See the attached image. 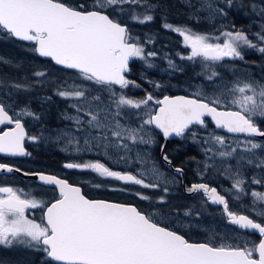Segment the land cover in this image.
Returning a JSON list of instances; mask_svg holds the SVG:
<instances>
[{
	"label": "snow or ice",
	"instance_id": "obj_1",
	"mask_svg": "<svg viewBox=\"0 0 264 264\" xmlns=\"http://www.w3.org/2000/svg\"><path fill=\"white\" fill-rule=\"evenodd\" d=\"M185 3L195 9L194 18L199 19V13L204 11L209 20L226 17V8L237 6L236 0H197L198 8L191 0H185ZM239 7H249L261 21L260 31L252 33V38L234 24L231 29L221 25L216 34L173 25L166 18L162 25L182 37L189 52L178 55L188 61L199 59L210 82L220 78V73L215 70L218 63L226 58L244 60L243 49H255L264 54V0L260 4L241 3ZM159 8L154 0H92L91 4L84 0L78 5L66 0H0V31L10 38L32 42L31 50L40 57L51 58L56 65L78 74L81 83L63 81L56 88V95L71 101L69 107L73 109V114H62L63 119L72 122L73 128L63 131L57 139L64 140L75 152L103 147L104 155L108 157L109 149L114 148L124 150L125 156L120 159L131 162L127 155L132 150L130 145L155 143L148 130V126H154L165 141L170 137L190 136L193 142L207 145L202 148L206 160L202 170L197 172L198 176L214 168L216 158L222 163L235 158V168L230 164L223 168L232 179L227 193L221 194L208 183H193L186 191L202 193L205 204L221 206L230 225L258 233L259 240L233 243L229 241L237 237L225 235L221 238L212 233L206 240L195 242L166 226L167 217L157 211L146 213L131 203L91 199L79 185L58 175L25 172V176L34 175L42 185L51 186L54 198L45 201L33 192L0 184V246L23 247L41 254L40 264H264V192L252 190L250 193L252 204L248 210L257 218L233 211L229 204V196L240 200L249 194L242 167L252 166L264 172V141L256 139L264 138V128L258 123L264 122V83L245 75L244 78L237 77L230 85H217L211 95L198 90L189 96L164 95L157 99L145 90L142 98L128 96L125 90L130 86L141 87L135 80L128 79L130 61L138 59L150 69L155 67L153 59L158 53L146 49V44L154 43L153 37L147 41L134 37L119 17L127 15L130 20L145 24L155 19L154 13ZM0 63L10 65L12 62L0 57ZM167 63L170 69L181 70L171 59ZM33 75L41 79L20 83L0 78V91L11 99L14 93L30 91L35 84L45 82L42 79L46 77L45 71H36ZM148 83L154 88L162 87L156 81L149 80ZM99 93H105L107 101ZM131 116L139 120L135 127L122 123ZM25 117L40 119L28 105L17 110L15 101L8 103L0 98V125H5L0 130V154L31 155L24 146L25 140L37 141L42 137L27 133ZM207 118L215 128L230 134H243L244 138L230 141L227 136L208 131L207 136L198 140V133L193 129L199 126L207 131ZM165 146H161L162 158L171 165V159L164 152ZM135 159L141 165L135 173L113 170L101 160L69 161L63 167L91 171L104 179L144 189H159L167 194L169 184L175 183V178L170 180L161 172L147 153L137 152ZM14 171L21 169L0 163V172ZM183 171L182 167L175 168L178 174ZM250 183L264 184V177H254ZM134 195L141 200L151 199L141 192ZM166 202V195L156 201L160 205ZM34 209L41 210L39 220L29 215ZM184 215L192 216V209L186 210ZM194 215L198 217L200 212Z\"/></svg>",
	"mask_w": 264,
	"mask_h": 264
},
{
	"label": "rangeland",
	"instance_id": "obj_2",
	"mask_svg": "<svg viewBox=\"0 0 264 264\" xmlns=\"http://www.w3.org/2000/svg\"><path fill=\"white\" fill-rule=\"evenodd\" d=\"M170 2L174 4L175 0H171ZM179 2L181 4L179 10L181 14L185 16L183 22L167 21L168 23H172L173 25H177V26H188L197 32H206L213 34H216L217 29H219L221 25L228 26L229 29H231V25L234 24L237 29H243L244 31L248 32L250 38H252L251 36L252 33L260 31L259 24L261 23V21L259 20V17L253 14L250 8L248 9V11H245V7L243 8L239 7V5L242 3L240 0L236 1L237 6H234L230 9L226 8V11L228 13L226 17H217L215 20H209L207 18V12L204 11H201L199 13L200 18L196 19L193 17V13L195 12V9L190 8L185 3V0H180ZM191 2L195 4L197 8L199 7L197 0H191ZM249 2L250 3L255 2L257 4H260L261 0H250ZM87 3L91 4L92 0H87ZM175 8L176 6L174 5V9ZM156 12L154 13V16ZM176 12L177 11L173 12L175 13L174 15L179 16V14H177ZM169 13H171L170 10H165L161 13L160 24L163 25V23L165 22V18L167 20V17H169L170 15ZM239 13H242L243 20L245 18V20L243 21L244 25L239 24L241 23L242 20L241 18L238 17L237 19L239 21L237 22L233 17L234 14L240 15ZM119 19L129 22L133 32L132 35L134 37H139L141 41H147L149 37H153L154 43L146 44V49L148 51H156L155 50L156 47L159 46L158 44H156V41L161 42L163 40V37L161 35H157L154 32L155 19L145 24L134 22L130 20L127 15L119 17ZM177 36L181 43V47H174V52L169 51L167 49L162 50V54H158V56L153 59V63L155 64V67L149 69L146 68V66L142 61L138 59L133 60L134 66L132 62L130 65L131 73L128 74V79L135 80L138 84L141 85V87L133 88L130 86L128 89L125 90L128 96L134 98H141L139 96L133 95L132 92L142 89L144 85L148 87V89L153 90V92H155L156 95H159L161 91H164V89L167 87H173L174 90H176V93L183 92L184 94L192 95L198 90H202L205 94L211 95L214 92L217 85H220L221 83L230 85L237 77L244 78L245 75L250 76L255 80L264 83V54L256 51L255 49H248V48L243 49L244 60H239V59L233 60L226 58L224 61L218 63L215 66V70L220 73V78H215L214 82H210L206 79V75L204 73L202 65H199L201 64L199 59H197L196 61H188L186 59L180 58V55L178 54L187 55L189 49L184 47L182 42V37L179 36V34H177ZM0 39H3L4 42L3 44L5 46L4 47L5 50H0V57H4L5 59L11 60L12 62L10 65L5 63L0 64V78L10 81L20 82V83L26 81L31 82L37 79H41L33 75L36 71L46 72V77L42 78L45 81L43 84L37 83L31 88L30 91L27 92L14 93L11 99H9L3 91H0V98H3L5 102L8 103L15 101V106L17 110H19L24 105H28L33 112L40 115L39 120H34L30 117H25L24 120L26 119L27 124L31 125L33 136L42 137L40 140L34 142H38V141L42 142V144L45 146L44 153L50 152V150L53 151L62 150L64 154L76 153V155H80L83 157V159H81L80 161H85L88 158L100 159V157H103L109 160L110 162H113L118 166H124L133 172H137V170L141 167L140 163L135 159L136 153L137 152H140L142 154L147 153L151 158V160L157 163V166L159 167L161 172L167 175L170 180L172 178H175L176 182L169 184L170 191L167 194H164L159 189H144L141 186L132 185L130 189H128V191L126 192H114V193L120 194L124 197L132 198L137 203H140L144 209L150 210L149 213H152L153 211H157L158 213L167 217V219L165 220L166 226L170 225L171 228L182 232L183 234L188 236V238L191 240L204 241L209 237L210 234L215 233L218 234V236L221 238L224 237L225 235L237 237L238 239H233L229 241L233 243H237L245 239L258 241L252 236V234H250V232L239 230L237 229V227L227 224L224 220L221 219L222 213L220 211L218 210L212 211V209L207 208L203 200H200L202 196H198L197 199L193 201L186 200L184 197L181 196L179 190L177 189V186H179V177L176 174H174L173 171L171 172L172 173L171 174L165 170L162 160L158 152H156V149L158 151L159 148V142H158L159 133L153 126H148V130L151 132L155 140V143L151 145H141V144L130 145L132 150L131 152L127 153V155L131 158V162H127L125 160L120 159V157L125 156L124 150H117L114 148L109 149L108 157L110 158H108L105 157L104 155L105 149L103 147L94 146L91 151L84 150L78 153L73 150L72 146L67 145L64 140L62 139L58 140L57 139L58 135H61L63 131H70L73 128L72 122L70 121H68L70 122V124H66V125L62 124V121L65 120L63 119L62 114L64 113L73 114V109L69 107L71 101H67L56 95V88L57 85L63 81H67L69 84H71L73 81H75L76 83H81L80 79L78 78V74L75 75L74 77L66 78L63 75V73L60 72L59 70H55L56 72L54 70H48V71L42 70L40 66H46L48 64L37 63L31 58V55L33 54L37 55V53L31 50L34 45L29 46L30 48H28V50L25 51V53H23V51L19 50L16 46L14 47L13 46L14 44L12 42L8 41V36L4 34L2 31H0ZM163 44L164 46H167L166 43ZM248 55H253V56L255 55L257 59H255V61H252L251 59L248 58ZM160 57L163 58V63H161ZM168 59H171L177 65L178 69L181 70L170 69L167 63ZM185 68L193 69L192 72L193 74L190 75V77H192L190 81H184V80L176 81V79L170 81V78L173 75H175V73H179ZM137 76L138 78H136ZM149 80L159 82L162 85V87L154 88L152 84L148 83ZM85 83L88 84V82ZM45 85L50 88L48 95L41 94V91L44 90V87L40 89V86H45ZM88 87H92V85L88 84ZM116 90L120 91L119 86H116ZM25 94H27V96H25ZM93 94L95 95L97 93L94 92ZM99 94H101L102 97L105 99V101H107V95L105 93H99ZM144 95L145 94H143V96ZM48 97H50V99H46ZM153 107H155L154 104ZM261 122L262 121H258V123ZM51 123L54 124V127H51ZM122 123H130L133 127H135L139 124V120L135 116H131V118L128 120H122ZM193 131H196L198 133L197 136L198 140L201 136H207L208 131H214L217 135L227 136L230 138V141L244 138V136L228 135L222 129H217L215 127L209 128V126L207 131L200 128L199 126L195 127ZM256 139L257 141H264V139H258V138ZM178 141L180 142L181 146L183 147L192 146L198 152L199 155L191 159L190 161V169L193 173L197 175V172L202 170L203 162H205L206 160L202 148L206 147L207 145L193 142L190 136L188 138H180ZM81 147L82 148L85 147L83 145V140H81ZM259 154L260 153L258 150V155ZM208 162L213 163V161L211 160H209ZM63 163L64 161L60 164ZM214 163H215L214 168L210 169L203 176H198V175L197 176L208 178L210 181L212 180L217 184L220 183L221 190L227 193L228 189H230L232 186V179L229 178L228 174H225L223 172V168L227 167V165L229 164L232 165L233 168H235L237 165V161L235 158H232L227 160L226 163H222L220 158H216ZM217 169H220V171L218 172ZM241 171L243 176L246 178V181L248 182L246 183V190L249 194L246 196H242L240 200H235L231 196H229V201L235 207H238L240 211L243 210L245 212H248L251 215H253L255 218H257L255 216V213H251L248 210L249 206H251L252 204V197L250 193L252 190L264 192V184H260V185L252 184L250 183V181L254 177L255 178L264 177V172L252 166H244L241 168ZM73 175L75 176L96 175L97 177H99L97 174L91 171H81V170H77L76 172H73ZM107 186L108 184L103 182L102 193L113 192L107 189ZM18 188H22V187L18 186ZM135 192H141L144 195L149 196L151 199L141 200L140 198L134 195ZM161 195H166L167 202L163 205L156 203L158 197H160ZM188 209H192L193 215L186 217L184 215V212ZM195 212H200V215L198 217L195 216L194 215ZM217 242H220V240H218ZM19 248L20 247H13L12 251H17ZM5 252L6 249L2 250V248H0V255H1L0 262L6 261L7 264H29V262H31V260H22L21 262L15 260H3L2 254H4ZM36 264H40V260H36Z\"/></svg>",
	"mask_w": 264,
	"mask_h": 264
},
{
	"label": "flooded vegetation",
	"instance_id": "obj_3",
	"mask_svg": "<svg viewBox=\"0 0 264 264\" xmlns=\"http://www.w3.org/2000/svg\"><path fill=\"white\" fill-rule=\"evenodd\" d=\"M40 68L42 70H47V71L48 70H54V71L59 70L60 72L63 73V75L66 78L74 77L75 75H77V73L74 70H69V69L65 70L63 67L60 68V67H57L56 65L55 66H40ZM42 87H44V90L41 91V94L42 95H48L50 88L45 85V86H40V89ZM145 89H147L148 92H152L157 99H161L164 96V94H162L163 91H161V93L159 95H156V93L153 92V90L148 89V87H146L145 85L143 86L142 89H139V90L132 92V93H133V95L139 96L142 98L143 94H145ZM25 96H27V94H25ZM54 115H55V113H54ZM23 122L25 124V129H26L27 133L29 135L33 136L31 125L27 124L26 119L23 120ZM62 124L66 125V124H70V122L63 120ZM51 127H54L53 123H51ZM4 128H5V125H0V130H2ZM158 133H159V140H158L159 148H158V151L156 149V152H158V154L162 160L163 166L165 167V170L168 173H171L173 171L174 174H176L179 177V186H177V189L179 190L182 197H184L186 200L193 201V200H196L198 196H202V198L200 200H203V202H204V197H203L202 193L196 194V193H188L186 191V188L191 186V184H193V183H208V184H210V186L216 187L218 189V191H220L222 194H225V192H223L220 188V183L217 184L216 182H213L212 180L210 181L208 178L198 177L195 173H193L190 169V162H187L188 165H186L184 163H181L180 165H175L173 162L174 159L169 156V158L172 161V164L168 165L163 160V158H162L163 154L161 152V146L164 145L165 139L160 132H158ZM179 139H180V137L175 138V139H171L169 141V143L167 144L166 148L169 147L173 141H174V144H172V146L173 147L175 146V148L177 150L186 149V148L190 147V146H188V147L181 146L180 142L178 141ZM24 146H25L26 150L29 153H31L30 156H15V157H13V156H7L5 154H0V163H8V164L14 166L15 168L21 169V171L24 173L25 172H27V173L44 172V173H51L54 175H58L61 178L67 179L70 183L77 184V185L81 186L84 194L91 199H107V200H111V201H119L117 199L119 198L120 194H116L114 192H126L132 186V185H126L123 182H118V181H114L111 179L99 178L96 175H93V176H78V175L75 176V175H73V172H76L77 170L76 169H65L63 167V165L69 161H80L81 159H83L82 156L76 155V153H70V154L65 153L64 154L62 152V150H59V151L54 150L55 152L53 150H50V152L44 153L45 146L40 141L34 142V141L25 140ZM166 148H165V150H166ZM91 157H93V156H91ZM86 158H88V157H86ZM89 160H91V161L101 160L102 162L106 163L113 170L130 171L126 167L118 166L115 163L110 162L109 160H107L103 157H100V159L88 158L85 161H89ZM63 161H64V163L60 164ZM177 166L182 167L184 169L182 174H178L175 172V168ZM131 169H133V168H131ZM130 172H133V171H130ZM133 173H135V172H133ZM103 182L108 184L107 189H109L113 192L102 193L103 192V189H102L103 188ZM0 184H8V185H12L14 187H18V186L22 187V188H24L25 192H33L38 198H42L45 201H49V200L54 198V191H53V188L51 186L42 185V183L37 182L34 178L23 177V176L19 175L17 172L0 173ZM94 185H101V186L100 187H94ZM113 188H124L126 190L125 191H118V190L114 191ZM123 202L134 204L139 209L145 211L146 213L150 212V210L144 209L142 207V205L140 203H137L136 201H131V202L123 201ZM229 204H230V208L233 211L244 212L245 214H250V213L245 212L243 210L240 211V209L238 207H235L230 201H229ZM205 205L207 206V208L212 209V211L218 210L221 212V206L213 205L211 203H207ZM29 215L34 216L36 219L39 220L41 218L42 213H41L40 209H34V210H30ZM253 218H255V217L253 216ZM226 223L229 224L227 222V219H226ZM231 226H233V225H231ZM169 227H171V226L169 225ZM234 227H236V226H234ZM242 231L249 232L247 230H242ZM250 234H256L258 236L257 240H259V238H260L259 234H257V233H250ZM0 248H2V250L6 249V252L4 254H2L3 260H15V261H19V262H21L22 260H31V262H29V264H32V262H33V264H36V260H40L41 254L34 253L33 251L25 249L23 247H20L17 251H12V248H4L2 246H0Z\"/></svg>",
	"mask_w": 264,
	"mask_h": 264
},
{
	"label": "trees",
	"instance_id": "obj_4",
	"mask_svg": "<svg viewBox=\"0 0 264 264\" xmlns=\"http://www.w3.org/2000/svg\"><path fill=\"white\" fill-rule=\"evenodd\" d=\"M171 0H154V2L158 3L160 5V8L159 10L156 12L155 14V33L157 35H161L163 37V42L161 41H156V44H158L159 46L156 47V52L158 54H162V50L164 49H167L169 51H172L174 52V47H181V43L178 39V36L175 32H172L168 29H165L162 27V24L161 23V13L165 10H170L171 13H169V17H167V21L169 22H183V19L185 18V16L183 14H181L180 10H179V7L181 6L180 4V0H175L174 4L172 2H170ZM236 1H239V0H236ZM244 5H248L250 2V0H240ZM66 2L70 3V4H73V5H78L84 1H81V0H66ZM174 5L176 6V8L174 9ZM249 7H245V11H248ZM174 11H177L176 13L179 14V16H176L174 15L175 13H173ZM240 15L238 14H234L233 17L235 18V20L238 22L239 20L237 19L238 17L239 18H243V15L242 13H239ZM121 22L123 23H126L128 26H129V29H130V32L131 34L133 33L132 32V28L129 24V22L127 21H124L122 19H120ZM245 20V18H244ZM243 19L241 20V25H244ZM8 41L9 42H12L14 45V47L16 46L19 50L23 51V53H25V51L28 50V48H30L29 46H33V44H27V43H24L22 41H19V40H16V39H13V38H10L8 37ZM3 39H0V50H5V46L3 44ZM163 43H166L167 46H164ZM8 51V50H7ZM31 58L37 62V63H42V64H48L46 66H54V64L52 63L51 60H48V59H43V58H40L39 56L33 54L31 55ZM161 58V63H163V58ZM248 58L251 59L252 61H255L256 56L254 55H248ZM1 64V63H0ZM133 66H134V62L132 63ZM193 72V69L192 68H185L184 70H182L181 72L179 73H175V75H173L171 78H170V81L172 80H175L176 81H179V80H184V81H190L192 79V77H190L191 74ZM138 78V76L136 77ZM179 92H182V91H179ZM176 93V90H174L173 87H167L164 89L163 93L164 95H173ZM183 93V92H182ZM207 123H208V126L209 128H213L214 126L212 125V123L210 122V120H207ZM260 126L262 128H264V122H261L260 123ZM162 139V138H161ZM172 144H174V141L171 143V145L169 147L166 148L165 152L167 153L168 156L172 157L174 159V164L175 165H180L181 163H184L186 165H188L187 162H190L191 159L197 157L199 154L198 152L196 151V149H194L193 147L192 148H186V149H179L177 150L175 148V146L173 147ZM121 202L123 201H135L133 200L132 198H129V197H124L122 195H119V198L117 199ZM131 200V201H130ZM221 219L224 220L226 222V218L223 216V214L221 215ZM252 236L256 239H258V236L256 234H252Z\"/></svg>",
	"mask_w": 264,
	"mask_h": 264
},
{
	"label": "water",
	"instance_id": "obj_5",
	"mask_svg": "<svg viewBox=\"0 0 264 264\" xmlns=\"http://www.w3.org/2000/svg\"><path fill=\"white\" fill-rule=\"evenodd\" d=\"M17 39V38H16ZM25 42H27V41H25ZM42 58H46V57H42ZM46 59H51V58H46ZM54 62V61H53ZM132 61H130V63H131ZM54 64H55V62H54ZM181 95H183V96H189V95H184V94H176V95H168V96H181ZM209 120H211L210 118H208ZM213 125H214V123H212ZM215 126V125H214ZM156 130H158V129H156ZM159 131V130H158ZM160 132V131H159ZM224 132L225 133H227L226 132V130H224ZM161 133V132H160ZM162 134V133H161ZM227 134H229V135H235V136H243V134H230V133H227ZM175 138H178V137H170V138H168V140L167 141H165V143H164V145H166L167 146V144L169 143V141L171 140V139H175ZM258 139H264V138H260V137H257ZM166 146L164 147V150H165V148H166ZM163 154V153H162ZM15 172V171H14ZM0 173H4V172H0ZM19 175H21V176H23V177H30V178H34L37 182H39L38 181V178L36 177V176H34V175H28V176H25L23 173L24 172H22V171H20V172H17ZM46 174H50V173H46ZM52 175H54V174H52ZM39 183H41V182H39ZM81 187V186H80ZM212 187H214V186H212ZM81 189H82V187H81ZM218 190V189H217ZM222 194V193H221ZM117 202V201H116ZM134 205V204H133ZM214 205V204H213ZM136 206V205H135ZM137 207V206H136ZM245 214V213H244ZM228 222V221H227ZM248 231V230H247ZM252 233V232H251ZM258 234V233H257ZM195 242H198V241H195Z\"/></svg>",
	"mask_w": 264,
	"mask_h": 264
},
{
	"label": "bare ground",
	"instance_id": "obj_6",
	"mask_svg": "<svg viewBox=\"0 0 264 264\" xmlns=\"http://www.w3.org/2000/svg\"><path fill=\"white\" fill-rule=\"evenodd\" d=\"M248 51V50H247ZM246 54V53H245ZM199 65H202V64H199ZM185 67V66H184ZM201 69V68H200ZM194 72H195V70H194ZM197 72V71H196ZM185 85V84H184ZM79 153V152H78ZM216 175V174H215Z\"/></svg>",
	"mask_w": 264,
	"mask_h": 264
}]
</instances>
